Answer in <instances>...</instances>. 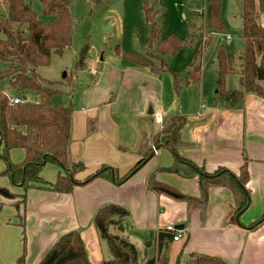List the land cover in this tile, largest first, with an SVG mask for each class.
<instances>
[{
	"label": "crops",
	"instance_id": "obj_1",
	"mask_svg": "<svg viewBox=\"0 0 264 264\" xmlns=\"http://www.w3.org/2000/svg\"><path fill=\"white\" fill-rule=\"evenodd\" d=\"M259 23L264 29V15ZM238 32L242 34V21ZM191 38L187 33L185 41ZM238 41L237 50H241L243 42ZM146 50L150 49L144 48L142 56ZM118 57L101 55L95 65L86 64L73 78L80 80V89L71 103L69 157L84 165L75 176L81 184L70 193L30 188L24 203L15 205V210L0 198V212L15 213L14 220L0 219V264H11L23 253L25 264H38L61 236L74 231L80 234L88 261L104 263L110 252L93 217L108 204L121 206L128 213L111 233L122 235L144 257L146 252L138 243L149 240L154 244V257L158 232L167 226H181L186 236L169 244L168 264L176 260L181 264L184 258L187 262L191 254L220 257L228 264H264V221L246 228L264 213V99L245 94L234 108L216 106L212 103L216 80L209 86L202 75L200 83H188L177 93L171 72L157 70L160 62L150 61L148 67ZM238 85L236 78L227 89ZM174 115L186 117L177 157L165 144L153 146V137L162 127L153 118L161 117L164 123ZM10 157L19 162L24 152L13 150ZM140 162L126 180L118 183L113 179L122 178ZM104 166L110 174L83 184ZM244 166L249 201L247 208L235 215L245 197L233 178ZM217 170L223 171L214 177L202 175ZM59 171L49 163L41 176L52 183ZM8 184L15 189L10 193L23 194L11 182L0 188ZM10 204L14 207L12 200Z\"/></svg>",
	"mask_w": 264,
	"mask_h": 264
},
{
	"label": "trees",
	"instance_id": "obj_2",
	"mask_svg": "<svg viewBox=\"0 0 264 264\" xmlns=\"http://www.w3.org/2000/svg\"><path fill=\"white\" fill-rule=\"evenodd\" d=\"M38 1L45 17L44 22L38 19L31 4L26 0H0V5L7 6V14L0 15V83L8 81L9 88L17 97L30 96L29 103L11 104L10 98L0 90V158L8 161L12 150H22L23 160L18 164L8 162L7 169L0 175L9 178L13 186H18L23 194H12L5 188H0V198L18 199L23 204L25 193L30 188H41L57 193H70L76 185L81 183L75 178L84 169L81 162H72L69 157V145L72 130L73 105L63 102L52 103V98L58 90L52 88L51 81L41 78L37 68L46 66L52 54L60 55L69 48L73 34V22L69 6L71 0H35ZM208 11L205 16V26L213 32H222L224 23L221 18L220 0H207ZM146 23L151 25L144 55L132 51L122 50L119 45L114 53L124 60L141 66H151L150 61H158L157 70L169 71L172 74L174 90L179 93L188 83H200L202 71L200 59L202 52L209 42L210 34L205 32L199 39L185 66L186 80H181L171 68L162 61L165 55L177 53L189 42H184L178 36L169 34L160 38L161 29L153 22L152 9L143 5ZM164 9H161L163 12ZM260 15H264V0H241L240 18L242 21L241 39L243 47L239 53L240 64L234 68L232 58L225 47L220 45L216 49L217 85L212 103L223 108H234L245 94H254L264 99V29L259 23ZM188 23V29H191ZM188 34V39H189ZM201 42V43H200ZM88 46L81 52L76 61L70 78L64 76V82L71 88L74 76L86 67ZM237 74L238 89L228 90L225 79L230 74ZM72 89V88H71ZM186 122V117L174 115L169 117L158 134L153 137V146L165 144L171 148L177 157L176 150L181 146L180 130ZM182 159V158H180ZM142 159L141 162H143ZM136 164L120 179L113 177L116 182L126 180L139 165ZM55 164L59 173L54 182H46L41 172L45 165ZM196 168L193 164H190ZM223 170L202 175L216 176ZM109 168L102 167L96 173L88 176L83 184L98 177H103ZM235 184L242 190L245 200L235 210L240 215L248 206L249 192L246 188L248 173L242 167L239 175L233 178ZM18 197V198H17ZM127 211L118 205L108 204L98 209L93 222L100 237L108 245L110 258L102 264H168L167 250L172 242V232L163 230L157 234L156 255L150 259H142L138 249L119 233L112 234ZM264 221V213L246 228L251 229ZM239 226L243 227L242 224ZM11 264H25V253ZM38 264H92L88 261L83 242L77 231L61 236L44 254ZM175 264H180L176 260ZM185 264H228L220 257L206 254H191Z\"/></svg>",
	"mask_w": 264,
	"mask_h": 264
},
{
	"label": "rangeland",
	"instance_id": "obj_3",
	"mask_svg": "<svg viewBox=\"0 0 264 264\" xmlns=\"http://www.w3.org/2000/svg\"><path fill=\"white\" fill-rule=\"evenodd\" d=\"M26 1L31 4L39 20L46 22L50 19L43 15L38 1ZM220 3L224 30L222 32H213L205 26V19L203 21L208 11L207 0H71L69 6L73 22L71 44L69 48L64 49L62 54H52L49 64L37 68L36 72L41 78L53 82L52 88L58 90V93L51 100L52 103L63 102L67 105L72 103L73 98H75L77 91L80 89V80L76 78V75L71 91V88L64 82V75H66L67 79L70 78L76 61L80 58L85 46H88L86 64L93 65L96 64L97 58L101 55H104V57L115 56L114 48L117 45L122 50L132 51L139 55L143 54L144 48H148L147 40L151 25L145 21L143 11V5L145 4L147 8L152 9V20L161 29L160 38L174 34L185 42L187 33L193 35L189 42L191 44L186 45V48L179 50L175 54L162 57L172 71L183 80L187 78L184 68L190 62V57L194 52L193 49L195 50L199 46L201 35L204 31L210 34L209 42L202 52L200 64L201 67L203 66L202 75L205 79V84L211 86L212 82H215V80L217 82V79L214 78L217 73L215 58L217 47L219 45L226 47L231 55L235 69L240 64L239 53L242 50V48L237 50L236 46L237 42L241 44V41L238 40H242L241 32H238L239 28L241 30V0H220ZM162 8L164 9L163 12H161ZM6 14L7 6L4 4L0 5V15ZM189 22L194 24L191 29H188ZM1 37L2 35L0 34ZM225 37L231 40L230 44L226 43L227 39ZM118 58L122 59L121 57ZM236 78L238 76L235 74L228 75L224 82L225 87L230 88ZM234 85H236V82ZM0 90L9 98L16 96V93L9 88L7 80L0 83ZM211 93V91H208V95H211ZM206 102L209 105L211 98L206 100ZM8 159V161H5L0 158V174L7 169L8 162L18 164L23 160L16 162L17 160L10 157V153ZM6 182H10L9 178L5 175H0V185L3 186ZM4 188L7 191H15L9 184L4 186ZM11 200L14 207L10 204ZM2 201L8 202L12 210H15V205L20 204L19 198H4ZM13 213L14 211L7 210L5 212L2 210L0 219L5 216L14 220L12 217ZM137 245L142 248L143 252H146L145 257L140 253L142 259L146 260L153 257L154 244L150 245L149 240L144 244L138 243ZM185 263L186 258L181 261V264Z\"/></svg>",
	"mask_w": 264,
	"mask_h": 264
},
{
	"label": "built area",
	"instance_id": "obj_4",
	"mask_svg": "<svg viewBox=\"0 0 264 264\" xmlns=\"http://www.w3.org/2000/svg\"><path fill=\"white\" fill-rule=\"evenodd\" d=\"M32 99L30 96H21V97H15V98H10V102L11 104H20V103H29L31 102ZM154 122L156 124H161L163 123L162 118L161 117H154ZM154 152L155 148H152ZM166 231L172 232L173 236H172V241L176 242L179 241L180 239H182L183 237L186 236V232L183 229H175L173 226H167L165 228Z\"/></svg>",
	"mask_w": 264,
	"mask_h": 264
},
{
	"label": "water",
	"instance_id": "obj_5",
	"mask_svg": "<svg viewBox=\"0 0 264 264\" xmlns=\"http://www.w3.org/2000/svg\"><path fill=\"white\" fill-rule=\"evenodd\" d=\"M180 228H181V226L180 227H175V229H180ZM119 230H122V226L119 228Z\"/></svg>",
	"mask_w": 264,
	"mask_h": 264
}]
</instances>
